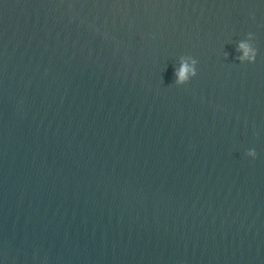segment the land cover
<instances>
[{
    "label": "water",
    "instance_id": "water-1",
    "mask_svg": "<svg viewBox=\"0 0 264 264\" xmlns=\"http://www.w3.org/2000/svg\"><path fill=\"white\" fill-rule=\"evenodd\" d=\"M0 264H264V0H0Z\"/></svg>",
    "mask_w": 264,
    "mask_h": 264
},
{
    "label": "clouds",
    "instance_id": "clouds-1",
    "mask_svg": "<svg viewBox=\"0 0 264 264\" xmlns=\"http://www.w3.org/2000/svg\"><path fill=\"white\" fill-rule=\"evenodd\" d=\"M249 37H253V35L250 33ZM239 50H242L244 52V55L239 57L240 61H248L249 63H254L257 56V50L252 48L250 45H248L245 42H241L239 45ZM190 60V63L188 62ZM197 64L198 61L191 57L187 56L182 57V63L179 67V69H175L174 75L177 77L175 83L178 85H185L190 82V80L197 76ZM247 155L255 158L257 156V153L254 149L249 150Z\"/></svg>",
    "mask_w": 264,
    "mask_h": 264
}]
</instances>
